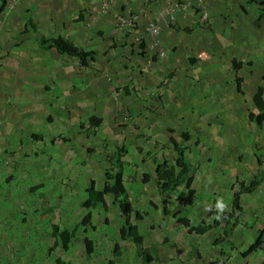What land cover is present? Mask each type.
I'll list each match as a JSON object with an SVG mask.
<instances>
[{
  "label": "rangeland",
  "instance_id": "1",
  "mask_svg": "<svg viewBox=\"0 0 264 264\" xmlns=\"http://www.w3.org/2000/svg\"><path fill=\"white\" fill-rule=\"evenodd\" d=\"M48 1L7 0L0 13V88L10 94L7 104L28 84L37 94L29 107L31 121L28 115L12 117L13 105L0 110V264H55L57 258L70 264H264V248L248 257L242 254L264 228V179L255 191L242 194L240 223L216 242L240 182L250 183L258 168L264 170V122L248 118L256 109L253 92L264 86V45H254L264 41V0H225L228 10H221L220 0L212 2L211 14L224 26L234 27L238 11L237 22L244 13L255 32L246 31L242 18L235 45H215L204 34L199 41L191 31V43L200 45H178L175 75L164 62L174 48L163 44L164 26L174 23L177 12L190 9L199 19L196 24H209L206 0H158L160 9L157 0H120L126 10L115 14L114 25L130 45H111L109 54L102 47L78 45L97 57L88 66L77 57L40 48L42 37L51 36L46 31ZM116 2L103 0L102 5ZM30 16L36 28L25 24ZM67 21L72 25V19ZM234 60L243 61L239 70ZM237 77L244 93L237 89ZM40 100L50 106H40ZM7 126L19 129L7 134ZM171 137L184 147L195 172L192 205L180 199L184 184L165 194L158 189L157 165L164 160L176 164ZM116 147L123 154L113 165L109 157ZM109 170L123 174L134 207L130 225L145 234L153 262L143 261L137 245L121 238L126 218L115 195H106L107 208L83 205L86 188L92 180L103 188ZM164 199L171 209L167 217L162 216ZM176 211L194 225L206 223L208 232H188L173 216ZM53 224L78 228L68 250L51 249ZM86 236L94 241L91 254Z\"/></svg>",
  "mask_w": 264,
  "mask_h": 264
},
{
  "label": "trees",
  "instance_id": "2",
  "mask_svg": "<svg viewBox=\"0 0 264 264\" xmlns=\"http://www.w3.org/2000/svg\"><path fill=\"white\" fill-rule=\"evenodd\" d=\"M6 5L7 0H0V13L4 10ZM30 24L31 26H34L32 21H30ZM41 44L42 46L47 44L50 47H56L58 52L61 54L77 57L80 60L81 64L84 66H88L90 60H95L92 51L80 48L71 38L62 36L51 38L42 37ZM243 64V61L240 60L233 61L234 68L237 70H239L243 66ZM236 80L238 83V90L243 92L241 87L242 78L237 77ZM253 100L258 112H250L249 117L251 120H255L259 125H262L264 122V86L259 85L257 87ZM90 120L93 124L97 123L94 117H92ZM182 136L185 139L190 138L188 132L182 133ZM34 137L40 138L38 135L35 134ZM171 142L173 143L174 148L177 151L176 164L175 166H170L168 162L164 160L163 162H160L157 165L158 189L161 194H165L171 192L176 187L184 184L185 192L182 193L180 199L183 201L184 204L192 205L196 200L197 194V191L193 186L195 172L193 170V166L186 157L184 147L174 137H171ZM122 154L123 149L121 147H116L115 152L109 157L110 163L113 165H117L118 162L121 161ZM263 179L264 172L261 170V168H259L253 181H251L250 183L246 181L240 182L239 190L234 192L233 210L223 214V217L227 220V223L223 229V233L216 240L217 243H220L221 241L225 240L226 236H228L229 234L230 227L232 225H237L240 223L239 220L243 212V207L241 204L242 194L251 193L255 191L257 186L262 182ZM143 180L145 182L149 181V175L147 173L144 175ZM86 192L87 198L84 201L83 205L87 208H96L99 204L107 208V194L115 195L118 198L119 209L122 212V215L126 218L125 223H123L120 227L121 238L124 240L131 239L132 242L137 245L136 253L142 258L143 261L147 263L153 262L155 256L151 253L150 248L144 245V235L138 228L131 227L130 225V217L134 212V207L132 201L130 200L126 185L124 183L123 174L120 171L112 173L109 170L106 172V181L104 183L103 188H98L96 181L92 180L91 184L86 188ZM151 204L157 208V205L155 203L151 202ZM170 212L171 209L169 207V203L166 199H164L162 216L165 217V215L169 214ZM173 215L177 222L187 228L188 232L190 233L197 232L201 235H204L208 232L209 227L204 222L194 225L192 219L188 216L183 215L180 211L174 212ZM77 230V227L68 228L61 227L58 224H53V246L51 247V249L60 246L63 249L68 250L70 248L71 241L77 235ZM84 242L87 253L91 254L94 251L93 239L89 236H86ZM260 248H264V228L260 231L255 242H253L248 247V249L243 251L242 254L243 256L247 257ZM114 251L117 255H119V253L121 252L120 243L117 242L115 244ZM55 264L70 263L62 258H57L55 260Z\"/></svg>",
  "mask_w": 264,
  "mask_h": 264
},
{
  "label": "crops",
  "instance_id": "3",
  "mask_svg": "<svg viewBox=\"0 0 264 264\" xmlns=\"http://www.w3.org/2000/svg\"><path fill=\"white\" fill-rule=\"evenodd\" d=\"M109 1L112 3V0H109ZM117 1L118 2H116L114 5L111 4L112 7L109 5L105 7L102 5L103 0H49L48 2H49V6H50L49 8L51 12H47L48 14H45L46 23L48 25L46 31L49 32V35H51L48 38L58 37V36L71 38L77 45H93L94 50L95 48H97L99 51L100 47H102L101 49H103V52L105 54H109L108 53L109 47L111 45H130V43H126L130 41H127L126 39H122L121 37V35L123 36V34L120 31H123V30L118 29L120 30L118 31L114 25V20L116 18L115 14L118 13L119 10L121 9L126 10L125 7L123 8V4L121 3V1L120 0H117ZM127 1L138 4L141 0H127ZM223 1L225 0H220L219 2H217V0L216 1L206 0L209 6L210 15H211L209 24H206V25H203L202 23L196 24L195 22L198 21L199 19L196 16H192V13L194 14V12H191V9H190L188 12L186 11L177 12L176 20L174 21V23H172L171 26H167V25L164 26L163 44L164 45H174L172 54H167L166 57H164L165 66L166 68H169L170 72L172 71L174 72L172 74L175 75L176 70L178 72L177 66L180 61V58H178V53H179L178 45H187V46L200 45V44L191 43V39L194 38V37H191V34L193 33V32L191 33V31H194V32L196 31L197 35L195 36V39L199 41H202L203 38L201 37V34H204L206 35L205 36L206 39L211 38L212 40H214L215 45H235V44H238L239 32L241 31V26L239 25V23L242 18V20L244 21V27L247 28L246 31H248V29H251L253 32H255V29H254L255 26H252V27L249 26L247 24V21L244 20L246 17L244 13H241L242 16L239 14L240 21L237 22L238 11H236L237 14L234 16L236 18V22H234V27L224 26L222 24L223 20L221 19L218 20L216 14H211L213 10L215 12L214 7H216V5H213L212 2L219 3L220 8H222L221 10L229 9V5H226L225 3H223ZM239 1H241L242 3V1L244 0H239ZM253 1L256 4H258L257 0H253ZM162 5H163L162 1L157 0V2L155 3V8L160 9ZM45 7L48 8V6H45ZM257 7L258 5L255 8L256 10L255 12H258ZM6 8L7 6L5 7V9ZM34 13L36 14V11H34ZM33 19H34L33 16H30L28 20L25 22V24L29 26L30 21H32V23L34 24ZM67 19H70V20L72 19V25L68 24ZM78 19H81V20H78ZM73 20H74V23H73ZM237 24H238L239 31L237 28ZM176 26L181 27L184 30V32L181 30L177 31L175 28ZM67 27L74 28V30L70 32V30ZM35 28H36V25H35ZM242 30H245V29L242 28ZM253 36L255 37L253 38V40H256V35H253ZM203 42L205 45L206 44L205 40ZM219 42L221 43L219 44ZM46 45L44 46L40 45V48L46 51H49L51 49L52 52L54 53L56 52L59 54L56 47H50ZM131 45L133 44L131 43ZM254 45H264V41H254ZM85 49L87 50V48ZM90 51H93V50H90ZM62 55H65V54H62ZM66 56H70V55H66ZM96 58L97 57H95V61H96ZM188 63H189L188 60L184 62V64H188ZM180 71H182V69ZM242 86L243 84L241 83V87ZM24 88L26 89H20L21 92L18 90L16 93H14L15 96L17 97L15 98V100H13L10 97L11 99L10 102L14 101L13 104H7L8 102L6 101V97L10 94L4 92L3 89L0 88V110L2 111L1 109L2 107L3 108L5 107L7 108V110H10V108H8L7 105H13L14 111L13 110L11 111L12 117L20 119L21 116H23L24 118V117H27L28 115L27 119L31 121V117L29 115L31 111L29 109H32V108H29V107L32 106L34 101L37 99L36 97L37 94L29 84H28V87L24 86ZM237 89H238V83H237ZM242 89L244 93V88L242 87ZM256 90L257 88L253 92L252 99L255 95ZM15 102H16V105H14ZM45 104L50 106V101L40 100V106H44ZM255 110L251 112H255ZM248 118L250 121H252V123H254L253 120H251L249 116ZM18 129L19 128L17 127L7 126L6 132L7 134H12V133L15 134L16 131H18ZM34 134L38 135L41 138V135H39L38 133H32V137H34ZM40 138H37V139H40ZM261 170L264 172L262 168ZM168 215L169 214H166L165 217H167ZM149 248L151 250V247Z\"/></svg>",
  "mask_w": 264,
  "mask_h": 264
}]
</instances>
